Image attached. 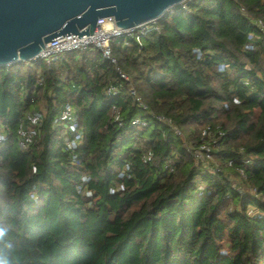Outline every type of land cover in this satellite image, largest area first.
Listing matches in <instances>:
<instances>
[{"label": "trees", "instance_id": "trees-1", "mask_svg": "<svg viewBox=\"0 0 264 264\" xmlns=\"http://www.w3.org/2000/svg\"><path fill=\"white\" fill-rule=\"evenodd\" d=\"M259 19L264 0H190L141 44L116 38V64L90 46L0 65V247L12 246L11 264H264ZM33 110L42 122L23 148ZM207 126L224 135L204 138ZM204 142L212 157L197 160Z\"/></svg>", "mask_w": 264, "mask_h": 264}, {"label": "water", "instance_id": "water-1", "mask_svg": "<svg viewBox=\"0 0 264 264\" xmlns=\"http://www.w3.org/2000/svg\"><path fill=\"white\" fill-rule=\"evenodd\" d=\"M184 0H0V65L35 60L61 36L92 34L114 16L122 28L159 18Z\"/></svg>", "mask_w": 264, "mask_h": 264}, {"label": "built area", "instance_id": "built-area-1", "mask_svg": "<svg viewBox=\"0 0 264 264\" xmlns=\"http://www.w3.org/2000/svg\"><path fill=\"white\" fill-rule=\"evenodd\" d=\"M190 0H184L180 4L181 6H185ZM170 8L168 11L172 10ZM160 18V17H159ZM155 18L150 21L138 24L132 28H122L116 24V20L114 16H105L99 19V25L95 28L92 34L84 35L79 37L76 34H70L58 37L53 39L45 44V48H43L37 57L43 59L48 64L51 61L58 58L60 55L67 52H77L80 50L87 49L90 46H95L101 50L103 55L110 59L113 63H117L116 58L112 53V42L119 37H135L139 44L142 43V38L145 34H147L150 30L155 29L158 30V19ZM261 31H264V22L259 19L256 21ZM128 43V42H126ZM123 77L127 78L125 74H122ZM42 81V79H41ZM119 84H111L107 88L108 94H116L119 90ZM132 88V87H131ZM133 90V89H132ZM134 93V90H133ZM139 99V97H137ZM72 108L69 104H67L62 113L61 119L63 120H71L73 119ZM42 113L36 110L29 112L26 116V121L22 123L18 129L19 137H20V145L24 148L29 143L33 142L35 137L38 134V127L42 122ZM118 118V116H117ZM116 118V119H117ZM136 122V121H135ZM73 129L75 126L73 125ZM179 133V131H177ZM224 135V131L220 126H216L212 128L211 126H207L203 130V137L208 138L212 142L216 143L218 139H220ZM5 138L3 131L0 128V141ZM82 141L81 133L76 134L75 139L72 141L68 140V144L70 147L76 146L78 143ZM193 156L197 160L211 159V145L208 142L202 143L198 148L193 149ZM152 153H149L146 159H150ZM239 173L242 177H245L244 171L241 169Z\"/></svg>", "mask_w": 264, "mask_h": 264}, {"label": "clouds", "instance_id": "clouds-1", "mask_svg": "<svg viewBox=\"0 0 264 264\" xmlns=\"http://www.w3.org/2000/svg\"><path fill=\"white\" fill-rule=\"evenodd\" d=\"M5 236V230L0 228V238ZM11 245L7 244L3 247H0V264H11L9 250L11 249Z\"/></svg>", "mask_w": 264, "mask_h": 264}]
</instances>
